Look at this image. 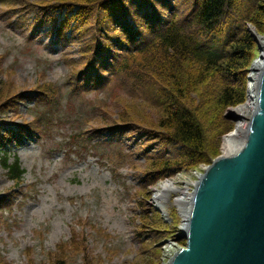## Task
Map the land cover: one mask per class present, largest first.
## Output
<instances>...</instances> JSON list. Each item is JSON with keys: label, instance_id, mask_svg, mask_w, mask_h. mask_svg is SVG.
<instances>
[{"label": "rangeland", "instance_id": "374dc122", "mask_svg": "<svg viewBox=\"0 0 264 264\" xmlns=\"http://www.w3.org/2000/svg\"><path fill=\"white\" fill-rule=\"evenodd\" d=\"M124 1L127 6L129 0ZM50 3L55 2L0 0V130H3L0 138H6L8 133L2 134L12 126L13 137L5 140L3 150L10 156V162L18 157L25 170L23 181L14 183L0 165V199L5 200L0 203V264H169L183 241L185 219L175 205V194L169 195L163 207L157 192L168 181L180 188H185L186 181L191 192L199 173L224 152L225 138L234 131L235 110L240 105L222 109L215 98L211 104L204 101L209 86L217 87L218 80L208 81L199 88L192 96L196 105L191 106L207 131L206 160L197 165L188 161L170 170L166 178L147 182V175H153L167 159L175 161L183 155L179 148L168 143L170 140L163 133L147 132L150 130L147 119L157 120L164 115L160 113L159 96L166 84L147 71L142 74L144 78L138 88L139 84L129 78L127 70H121L123 62L128 68L125 52L115 47L111 39L101 37L107 56L114 55L110 58L114 61L119 57L120 74L112 76L102 89L78 88L72 92L70 79L79 81L91 57V52L84 49L94 45L96 23L80 13L71 26H64L65 19L72 16L61 14L60 6L44 7ZM153 3L160 4L159 0ZM256 3L252 15H262V0H238L236 5L244 11ZM130 4L131 10L125 9V13L135 29ZM37 5L43 7H33ZM165 8L157 7L160 15L167 13ZM93 9L98 11L96 7ZM146 9L154 13L152 7ZM51 10L58 15L49 18L51 27L33 31L31 21L38 17L36 11ZM26 12L29 13L22 26L20 20L24 16L19 15ZM78 20L81 31L75 39L65 47L57 46L53 35L58 28L63 26V35L71 37ZM107 26L111 36L119 28L110 19ZM246 28L254 38L255 49L244 75L238 73L236 77V84L246 86L244 103L249 95V69L261 59L256 36H264V24L260 30L247 22ZM145 30L150 33L146 27ZM217 37L224 40L226 36ZM119 40L125 45L126 39ZM59 41L57 44L62 46L66 40L60 37ZM41 81L55 84L57 94L52 102L39 101L38 106L28 102L24 95L18 97L20 92L40 86ZM45 117L48 125L42 122ZM24 119L42 125L45 130L37 135L41 141L26 139L24 135L14 146L9 141L20 137L15 131L30 123ZM124 127L130 129L113 141L98 140L99 135H109ZM169 147L175 153L157 156ZM20 184L26 189L19 187ZM23 190L27 195L22 197ZM13 194L17 198L15 204L4 208ZM152 235L154 239H150Z\"/></svg>", "mask_w": 264, "mask_h": 264}, {"label": "trees", "instance_id": "16d2710c", "mask_svg": "<svg viewBox=\"0 0 264 264\" xmlns=\"http://www.w3.org/2000/svg\"><path fill=\"white\" fill-rule=\"evenodd\" d=\"M53 1L56 5L67 7V15L73 17L69 16V19H65L64 26L73 24L75 16L71 11L76 7H79V12L84 14L83 18L95 20L94 40L91 39V36L89 38L91 42L93 40L94 45L84 49V52H91L92 67L96 65V61H109L114 56L112 54L111 57L107 56L101 37L111 39L115 47L125 52L123 57H128L126 60L128 68L123 62L121 70L126 69L129 78L131 77L137 82L135 84H139L143 80L142 74L147 71L153 72L160 81L166 84L164 92L159 96L160 113H164V115L162 118L158 117L157 120L147 119L150 127L147 132L153 131L157 135L163 133L165 138H169V144L174 141L185 152L181 151L183 155L175 161L168 160L164 165L165 170L169 171L174 167H180V165L187 164L188 161L196 165L200 162L204 163L207 152L204 147V138L198 127V122L202 123V121L198 113L193 111L191 105H196V101L192 99V96L197 93L199 88L207 85L208 81L213 80V83H216L218 80L217 87L209 86L208 94L206 98L204 97L206 103L211 104L215 98L218 106L228 109L246 101V86L239 85L237 89L234 88L236 83L234 81L227 82L225 75L228 74L229 79H231L230 76L235 77L234 75L238 73L244 75V70L251 62L255 41L246 30V23L251 22L258 29H263L264 9L262 8V15H252L251 12L258 1L253 6L247 5L250 8H246L243 12L238 9L240 5H236L238 0H181L180 6H186L185 9L175 13L173 6L170 9L172 12L170 20L164 23L157 13V7L160 5L154 4L153 0H129L128 3L133 5L134 16L132 15V17L135 21V25L133 24L135 29L128 22L125 13V9L131 10V4L127 3L125 6L124 0H50V2ZM168 1L170 4V0H159L163 5H167ZM262 1L264 2V0ZM170 6L172 5L170 4ZM93 7L98 8V11L95 12ZM149 7L154 9V13H148L146 8ZM236 11L239 13L238 15H236ZM105 12H107V16H104ZM120 13H122V20L117 17V14ZM98 14L101 15L100 19H96ZM108 19L116 26L121 27L114 30L115 35L113 36L107 32ZM81 22H84V19L81 18ZM232 22L234 24H231ZM145 27L149 29L152 39L145 45L144 50L135 51L134 42L143 34L149 33ZM63 28V26L58 28V34L66 40L69 37L63 35ZM74 29L76 34L81 31L80 20ZM220 34H225L224 40H219L217 36ZM114 37L126 39L125 45L120 40L117 41L120 38L115 39ZM72 39H75V35ZM118 66H120L119 57L112 62L111 67L117 68L118 72L115 73L120 74ZM105 85L106 83L102 84L101 88ZM140 86L141 84L137 85L138 88ZM3 109L5 110L6 107ZM133 121L140 122L137 119H133ZM152 122L156 123L152 124ZM219 124L220 121L217 122V126ZM124 129L128 130L129 128L124 127ZM10 138H5L0 144V161L8 170L11 179L18 180L22 175L18 162L10 166L8 158H1L3 153L1 147L6 142L5 140ZM161 175H147V177L152 179L151 181H157L156 179ZM150 239H154V236L152 235Z\"/></svg>", "mask_w": 264, "mask_h": 264}, {"label": "water", "instance_id": "95a60500", "mask_svg": "<svg viewBox=\"0 0 264 264\" xmlns=\"http://www.w3.org/2000/svg\"><path fill=\"white\" fill-rule=\"evenodd\" d=\"M169 264H264V67L249 128L199 179Z\"/></svg>", "mask_w": 264, "mask_h": 264}, {"label": "bare ground", "instance_id": "6f19581e", "mask_svg": "<svg viewBox=\"0 0 264 264\" xmlns=\"http://www.w3.org/2000/svg\"><path fill=\"white\" fill-rule=\"evenodd\" d=\"M71 12L76 17H77L78 14H80L79 11H71ZM238 14L239 13L236 11V15H238ZM117 17L122 20V13L117 14ZM100 18H101V15L100 14L96 15V19H100ZM237 18H234V19H237ZM119 19H118V21H119ZM78 21H76L77 23L74 26H77L78 25ZM31 22L33 24L32 25V29L35 32L36 31L38 32L39 31L38 29H43V28H45L47 26H50L51 27V24H49L48 22H47V24H45V25L43 24L42 25V19H40V20H38V19L37 20L36 19H32ZM73 23H74V21H73ZM249 23L252 24L251 22H249ZM231 24H234V22H232ZM52 27H53V25H52ZM122 27H124V26H122ZM119 28H121V27L119 26ZM246 30L248 31L249 29L246 28ZM74 32L75 31L72 32L71 38H72ZM49 33L51 34V31ZM131 38H133V36H131ZM146 39H147V42H148L149 39H150V35H148L147 37L144 36V35L141 36L138 40H136L134 42V44L137 45V44H139V40H142V42L139 45L136 46V47H141L143 45V40H146ZM256 40H257V43H258L257 46H258L259 52L261 53V59L258 62L253 63L252 66H251V68L249 69V73H250L249 82L250 83H249L248 100H247L246 103L241 104L235 110V112H236L235 114H237V124H236V126L234 128V131L225 138L224 151L234 141H236L249 128L251 118L253 117V114L256 111L257 94H258V86H259L260 73H261V71H262V69L264 67V36H260V35L259 36H256ZM56 45L59 46V47H62L59 44H56ZM113 61L114 60L112 59L111 60V63H110V61L98 60V61H96V65L93 66V67H91V68H90V66L88 68H86L84 66L83 69H82L83 73L80 75V79H81L80 80V84H79L80 88H82L83 90H84L85 87H90V88L97 89V88H101L102 84L109 83L111 77L114 76V75H116L115 72L117 71V68L111 67ZM100 75H104V77L103 78H100V80H99ZM225 76L228 77V78L227 77L225 78L227 82L228 81L229 82H231V81L236 82L237 78L236 79H233V78L237 77L238 74L234 75L235 77H233V75L230 76L231 79H229V75L228 74L225 75ZM91 80L96 81V83L92 82ZM238 86L239 85L236 84V86L234 88L237 89ZM246 99H247V97H246ZM28 102H32V99L31 98L28 99ZM0 112H1V108H0ZM29 121L31 122V125H27V124H23L22 125V129H23L24 133L30 132L31 136H30L29 140L37 139L40 142L41 141V137L40 136L38 137L36 135V131L34 130V128L35 129H42V126L41 125H36L35 121H33V120H29ZM198 125H199L198 127H199V129H200V131L202 133V136L204 138V147L207 149L206 143L208 142V138H207L206 128H205L204 124L201 123V122H198ZM126 128H128V127H126ZM12 129H13L12 126L10 128H7V131L5 133H3L2 135H6L8 133V135L6 136V138L7 137H13V133L14 132L12 131ZM124 131H125L124 128H122L120 130L112 131V132L109 133V135H104V136L98 138V140L99 141H101L100 139H103V140L108 139L109 140L110 138H113L114 139V138L119 137L120 135H122V132H124ZM0 132L2 133L3 130H0ZM15 133H20V130L17 129L15 131ZM18 136H19V134H18ZM4 137L5 136H2L0 138V140L1 139H5ZM129 140H130V138H129ZM171 144L173 146L179 148L181 151H183V148L181 146L177 145L174 141H171ZM165 152L167 154H173V153H175L169 147V148L165 149V151H161L160 152V155H157V156L161 157ZM183 152H185V151H183ZM213 161H211V163ZM167 162H168V159H167ZM167 162L165 161L164 162V165ZM164 165L161 166V167H158L154 171L155 173L153 174V176H157V175H161L162 174L156 180H158V179H164V178L167 177L168 172L170 170L169 171H166L165 168H164ZM205 168H206V166L204 167V169ZM203 173H204V171H202L201 173H199V175H198L199 176L198 177L199 179L202 177ZM199 179L197 181H194L193 182V188H192L191 192L189 191V188H188L189 183L186 182V181L184 182L185 188L176 187V186H174V182L172 183V182L168 181L165 184H163L162 187L157 192V199L159 197L158 201L161 202V204H162L163 207L166 205V203L168 201V198H169V195H171L172 193L175 194V196H176L175 197V205L179 208V211H180L182 217L185 219L184 222H183V225H182V232H183V230H186L187 225H188V218H189V215H190V212H191L192 202H193V199H194V196H195V189H196V186H197V183H198ZM147 180L149 181V178L146 179V181ZM16 199H14V201ZM3 201H5V200L0 199V203L3 202ZM11 202H13V200H11ZM172 258H173V255L171 256V259ZM170 261H169V263H170Z\"/></svg>", "mask_w": 264, "mask_h": 264}]
</instances>
